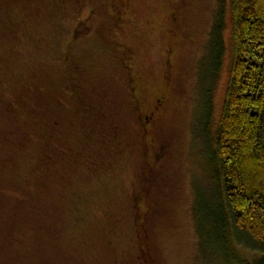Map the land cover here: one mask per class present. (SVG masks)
I'll return each instance as SVG.
<instances>
[{"label":"rangeland","instance_id":"1","mask_svg":"<svg viewBox=\"0 0 264 264\" xmlns=\"http://www.w3.org/2000/svg\"><path fill=\"white\" fill-rule=\"evenodd\" d=\"M228 21L223 0H0V264L41 244L37 264H145L142 220L165 264L264 263L231 241L212 157Z\"/></svg>","mask_w":264,"mask_h":264},{"label":"trees","instance_id":"2","mask_svg":"<svg viewBox=\"0 0 264 264\" xmlns=\"http://www.w3.org/2000/svg\"><path fill=\"white\" fill-rule=\"evenodd\" d=\"M223 1L229 13L233 56L212 157L232 243L244 252L264 256V0ZM220 27H215V38ZM129 89L128 81L127 99ZM37 206L43 207L39 213L48 207L45 201ZM12 220H8L9 231ZM39 247L41 254H31L35 264L43 255V244ZM13 258L9 254L8 260ZM24 260L28 261L27 256Z\"/></svg>","mask_w":264,"mask_h":264},{"label":"flooded vegetation","instance_id":"3","mask_svg":"<svg viewBox=\"0 0 264 264\" xmlns=\"http://www.w3.org/2000/svg\"><path fill=\"white\" fill-rule=\"evenodd\" d=\"M131 52L129 53V60L132 58ZM126 68L131 69L132 67L129 65H126ZM132 72V71H131ZM131 75V73H129ZM140 75H132L130 76L129 84H130V96H131V103L136 112H138V117L140 116L141 118L143 117V102L141 99V90L139 87V81L141 80ZM168 78L166 79V82H168ZM165 108V100L163 96L160 98H156L153 101V105L151 109L149 110V113L144 116V119H146V122L150 123V125H155L156 121L162 118V115L165 111H163ZM142 122V119H141ZM144 197L146 198V195L144 194ZM143 205L146 204V201L143 200ZM145 214V213H144ZM143 214V217H144ZM137 233L139 237V244L141 245L140 250L143 253L142 258H144L145 264H165L160 258L155 256L154 254L151 253V251L154 249L153 248V241L155 239V235L157 236V230L156 228L151 227V230H148L146 227L145 223H143V220L138 224L137 226ZM144 264V263H143Z\"/></svg>","mask_w":264,"mask_h":264}]
</instances>
